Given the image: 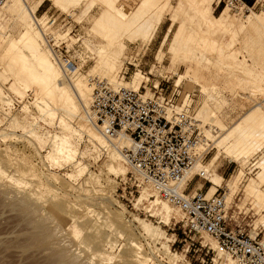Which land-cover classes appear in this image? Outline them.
Here are the masks:
<instances>
[{
    "label": "rangeland",
    "instance_id": "374dc122",
    "mask_svg": "<svg viewBox=\"0 0 264 264\" xmlns=\"http://www.w3.org/2000/svg\"><path fill=\"white\" fill-rule=\"evenodd\" d=\"M53 2L28 0L30 6H36L34 16L42 23L51 14L58 16L57 21L64 14L72 18L63 30L55 25L47 27L46 23L44 26L55 39L63 34L60 38L71 48V58L76 64L74 67L79 65L82 73H88L97 65L95 48L101 38L90 29L100 9L93 4L83 15L87 5L84 0L75 8L71 7V11L74 8L73 12L64 11ZM178 3L179 0H171L157 29L149 38H123L126 45L124 61L116 76L121 84L116 83L123 86L124 81L132 80L133 74L140 72L148 77L146 81L143 79L139 89L141 92L148 91L147 96L155 89L165 97L174 94L176 102L190 105L197 120L200 107L206 102L223 124L230 127L253 105L250 92L254 91L252 87L250 91L248 82L245 85V82H240L239 86L231 84L232 75L243 80L253 77L256 84L264 86L260 68L264 60L258 59L256 52L253 54L257 56L247 52L239 40L240 35L233 40L235 38L232 39L230 33L216 31L211 36L225 46L223 53L233 50L235 60L241 66L248 67L247 70H241V66L237 68L239 71L235 68L236 72L234 66V70L228 68L229 63L226 65L218 50L212 48L199 52L203 59L198 57L206 66L210 65L205 61V56L214 60L211 63L218 61L219 55V59L225 61L222 69L216 70V66H210L207 70L214 88L204 89L201 84L186 79L177 84L178 74L185 71L182 59L172 60L169 52L177 23L166 40L163 37L171 22V9ZM226 6L232 15L238 12L245 17L261 12L264 0H213L212 14L218 15ZM0 13V25L7 28L8 34L17 36L21 26L1 7ZM237 25L238 22L233 26ZM249 56L254 57L251 59ZM39 102L32 89L20 85L12 72L0 63V264H239L222 253L210 237H187L184 232L185 217L178 208L155 197L147 184L137 187L133 182V170L121 159L96 146L67 118L60 119L58 111L54 115L47 112ZM34 124L38 129L36 127L32 132ZM45 130L67 136L72 144V153L68 158L52 159L48 155L50 141L44 138ZM216 151V148L209 146L201 163H209ZM263 155L264 147L249 157L243 168V177L233 193V201L226 204L229 225L240 228L252 237L256 233L258 239H264L263 212H258L250 203L242 205V199L244 186L256 176L258 168L255 163ZM109 165H114L116 170L111 172ZM211 167L210 172L223 177L218 185L223 186L233 179L242 166L240 162L220 155ZM195 173H191L189 179ZM204 177L206 179L194 178L200 180L199 186L201 182H206L203 190L210 189L212 182L208 175ZM14 179L20 183H15ZM261 189H264V183ZM165 205L169 206L168 214ZM136 219L154 227L158 235L147 237ZM204 244L210 246V253L208 260L205 258L203 261L201 248Z\"/></svg>",
    "mask_w": 264,
    "mask_h": 264
},
{
    "label": "bare ground",
    "instance_id": "6f19581e",
    "mask_svg": "<svg viewBox=\"0 0 264 264\" xmlns=\"http://www.w3.org/2000/svg\"><path fill=\"white\" fill-rule=\"evenodd\" d=\"M53 1L56 6L61 7L64 11L65 9L71 11V7L74 6L75 8V5L83 0ZM84 1L87 5L83 9V15H86L93 4H96L100 9L98 15L93 18L90 29L99 36V39L101 38V42L99 45L97 44V49L95 48L97 65L96 67H92L88 73H82L79 65L63 68L53 55L49 41L44 36L49 33L51 40L58 43L63 40L60 38L63 34L61 36L58 34L59 37H57L59 39H55V36L51 34L52 32H48L49 29L44 26L45 23L48 24L47 27L53 26L51 19H49V15L45 17V22L42 23L41 19H38L36 15L34 16L36 6H30L28 0H7L0 6L18 23L15 22L17 25L21 26H19L20 33H18L17 36H12L7 33V28L0 25V63L4 64L12 72L14 79L20 83V85L22 84L25 89H32L35 99L40 101L39 103L43 109L50 112L52 115L55 114V111H58L60 113V119L67 118L71 123L76 125L78 131L87 135L96 146L103 150H107L113 157H118L122 160L123 158L119 151V145L128 144L127 139L122 136L113 139L106 138L99 131L92 119L90 113L92 81L98 78L106 80L114 87H128L133 90L140 89L143 79L145 81L148 80V77L140 72L134 73L132 80L124 81L123 86L116 83L118 81L116 76L121 70L124 61L123 50L126 45H124L123 38L126 37L128 40H142L152 36L161 22L163 13L171 4V0ZM212 1L213 0H179V3L174 5L171 9V22L167 32L164 33L163 40H166L168 33L177 23L169 46L171 59H182L185 66V71L178 74L177 84L182 79H186L201 84L204 89L214 88L211 76L207 73L210 66H216V70L217 68L220 70L222 69L221 65L225 62L224 60H226V65L229 63L227 67H231L230 69H232L233 66L234 69L241 66V64L235 60L236 54L234 55L232 49V52H227V54L223 53V47L225 46H222L211 36V33H215L216 31L230 33L232 39L235 38L233 40L238 39L236 37L240 35L239 40L241 39L240 42L243 43L247 52L251 54L256 52L258 56L256 54L253 55L257 56L258 59L260 57V60H264V9L259 13H251L245 17H241L238 12L232 15L229 12V8L226 6L218 15H214L211 10ZM184 5H186L185 8H183ZM73 10L71 12H73ZM181 11H183V13L180 14ZM82 13L79 15L82 16ZM1 15L0 13V23L2 19ZM76 17L80 19L79 16ZM236 22H238V25L233 26ZM233 40L229 47L226 45L229 49ZM256 40L259 41H257V45L255 42ZM212 48H216V51L218 50L222 55L221 58H224V60L219 59L221 56L219 55L218 61L215 60V63H211L214 60L207 56L204 57L202 55L204 54L203 52L201 55L210 66L203 65L201 63L203 58L200 57L199 52L203 50L210 51L209 49ZM198 53L199 55H197ZM237 53L240 54V51H237ZM158 54L161 55V53ZM160 55H158V57ZM198 56L202 59L200 60ZM253 57L250 58L253 59ZM160 58L161 56L159 59ZM227 59L231 60L228 62ZM256 60L257 59H255V61ZM260 60L258 61L260 62ZM230 64L232 66H230ZM261 67V79L264 81V64L263 66L260 65V68ZM240 68L245 71L248 67L241 66ZM236 69L235 72L239 68ZM230 82L238 86L240 82L242 84L245 82L244 85L248 82L250 84L248 85L247 83L249 89L250 87L254 89V91L250 89V93L253 95L251 97L253 105H251L246 113L230 127L223 124L222 120L213 111V108H210L208 103L205 102L200 107L198 120L203 122L204 140L208 143V147L216 148L217 151L209 163L204 165L199 161L186 176V180H188L190 174L194 171L203 172V175H208L212 182V186L208 189V195H211L216 189V186L221 184L223 180L220 174L209 171L214 162L219 159V156L222 155L230 160L240 162L242 166L241 169L233 179L227 183L228 191L225 196L226 204L229 201H233V193L243 177V168L247 165L249 157L253 156L264 147V86L256 84V80L253 77H246L243 80L232 75ZM119 83L121 84V81ZM144 92L147 96L148 91L146 92L144 90ZM237 93L238 92H236V94ZM180 103L185 104L181 101L178 104ZM49 106H51V108ZM36 127L38 129L36 124L32 125V132H34ZM45 131L43 133H45ZM44 138H49L50 151L48 155L52 159H57L59 157L68 158L71 155L72 144L66 135L56 131L52 133L47 132ZM124 164L126 163L124 162ZM255 164L258 171L256 176L251 178L244 186L242 205L250 203L258 212L262 211L263 217L261 220L264 221V189H261L264 183V157ZM126 165L129 166L128 164ZM108 169L114 172L116 167L114 165H109ZM14 180L15 183H20L18 179ZM147 185L150 186L149 184ZM230 202L228 204H230ZM168 205L164 206L167 214L169 213ZM136 221H138L137 223L140 229L147 237L158 235L154 227H151L142 220L136 219ZM132 244L134 245L135 243ZM135 246L137 245L135 244ZM217 248L219 249L218 246ZM226 256L234 259L228 254H226Z\"/></svg>",
    "mask_w": 264,
    "mask_h": 264
},
{
    "label": "built area",
    "instance_id": "2783aa9c",
    "mask_svg": "<svg viewBox=\"0 0 264 264\" xmlns=\"http://www.w3.org/2000/svg\"><path fill=\"white\" fill-rule=\"evenodd\" d=\"M6 1L0 0V6ZM49 19L63 30L72 18L64 14L57 21L58 16L51 14ZM44 36L64 69L75 65L66 41L55 43L49 33ZM92 82V119L106 138L127 139L128 144H120L119 151L122 160L134 170L135 185L149 184L155 197L183 212L187 237H210L239 264H264V239L228 223L227 185L217 186L211 195L209 187L187 191L195 176L206 179L203 172H196L189 180L186 176L209 150L201 122L190 105L178 104L174 94L165 97L156 89L146 96L144 91L114 87L106 80L96 78ZM201 249L202 260H208L210 246L204 244Z\"/></svg>",
    "mask_w": 264,
    "mask_h": 264
},
{
    "label": "crops",
    "instance_id": "0c3cea01",
    "mask_svg": "<svg viewBox=\"0 0 264 264\" xmlns=\"http://www.w3.org/2000/svg\"><path fill=\"white\" fill-rule=\"evenodd\" d=\"M199 182H200L199 179H195V178H193V179L190 181V183H189L188 189H190V190H194L195 188H199L200 186H202V187H206V185H205L206 182H205V181L201 182V183H200V186H199Z\"/></svg>",
    "mask_w": 264,
    "mask_h": 264
}]
</instances>
